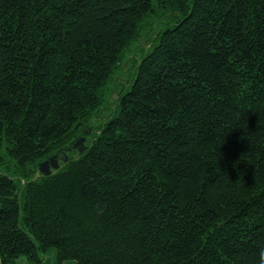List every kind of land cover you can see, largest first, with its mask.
I'll return each mask as SVG.
<instances>
[{"label": "trees", "instance_id": "trees-1", "mask_svg": "<svg viewBox=\"0 0 264 264\" xmlns=\"http://www.w3.org/2000/svg\"><path fill=\"white\" fill-rule=\"evenodd\" d=\"M98 115L82 152L34 177ZM262 250L264 0H0V264H261Z\"/></svg>", "mask_w": 264, "mask_h": 264}, {"label": "rangeland", "instance_id": "rangeland-1", "mask_svg": "<svg viewBox=\"0 0 264 264\" xmlns=\"http://www.w3.org/2000/svg\"><path fill=\"white\" fill-rule=\"evenodd\" d=\"M152 45V38L149 36L148 38H144L141 40V42L136 46L133 47L130 51H127L122 59L121 64L119 67V72L117 73L116 78L113 80L112 84L109 86V99L106 102V104L103 107V110L101 112V115L104 113L105 115L114 111L116 109V102L120 96L121 93L127 87L130 85V82L132 80V77L134 75L136 65L144 55L145 51L150 48ZM101 115H98L92 122L91 125H89V133L92 131L94 125L100 124L102 119H105L106 117L103 115L104 118L101 117ZM88 133V134H89ZM78 152H73L71 155L77 156ZM41 174V171L37 168L35 170L34 177H38ZM21 262L26 264L24 262V259Z\"/></svg>", "mask_w": 264, "mask_h": 264}, {"label": "water", "instance_id": "water-1", "mask_svg": "<svg viewBox=\"0 0 264 264\" xmlns=\"http://www.w3.org/2000/svg\"><path fill=\"white\" fill-rule=\"evenodd\" d=\"M89 128L85 130V134L81 137H79L75 143L67 147L66 150L60 152L59 154H54L50 156L49 158L41 161L39 163V169L43 174H50L54 169H58L60 167V161H67L68 160V152L72 149H77L79 152H82L85 148V141L87 139V135L89 133Z\"/></svg>", "mask_w": 264, "mask_h": 264}, {"label": "clouds", "instance_id": "clouds-1", "mask_svg": "<svg viewBox=\"0 0 264 264\" xmlns=\"http://www.w3.org/2000/svg\"><path fill=\"white\" fill-rule=\"evenodd\" d=\"M260 260H261V264H264V250L260 252Z\"/></svg>", "mask_w": 264, "mask_h": 264}]
</instances>
